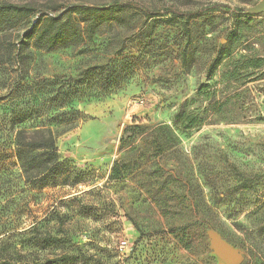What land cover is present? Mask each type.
<instances>
[{
    "label": "rangeland",
    "instance_id": "1",
    "mask_svg": "<svg viewBox=\"0 0 264 264\" xmlns=\"http://www.w3.org/2000/svg\"><path fill=\"white\" fill-rule=\"evenodd\" d=\"M1 1L35 11L0 32V238L11 254L0 264L65 253L77 264H218L214 237L264 264V11H249L261 0ZM62 14L81 43L49 50L25 36ZM14 107L43 118L27 127L83 113L56 141L73 172L43 193L15 174ZM46 214L38 226L59 241L41 249L24 230Z\"/></svg>",
    "mask_w": 264,
    "mask_h": 264
},
{
    "label": "trees",
    "instance_id": "2",
    "mask_svg": "<svg viewBox=\"0 0 264 264\" xmlns=\"http://www.w3.org/2000/svg\"><path fill=\"white\" fill-rule=\"evenodd\" d=\"M35 11V7L31 3L17 4L12 2H3L0 0V32L14 27L12 18L16 15L29 16ZM98 8L87 7L84 9V13H93V20H103V18L96 16ZM25 36L30 40H33V44L38 47H44L49 50L57 49V47H69L72 44H79L83 41L84 34L82 33V27L71 17V15L59 16L41 15L37 21L25 32ZM3 36H0V63H7L6 56L9 53L7 50H3L2 47ZM24 43L20 44V47ZM15 46V45H14ZM30 86V82L26 84H20L16 90L21 87ZM66 94L64 97H67ZM18 109V107H14ZM71 113L63 112L61 114L64 124L60 127L50 126H29L28 123L35 120H40V116L35 115L33 110H15L12 112V116L7 118V121L14 126L11 129L10 138L11 145L14 148V154L18 161V171L15 173L17 179L23 180L25 185L32 186L40 193L48 185H59L67 179V175H70L73 171L63 165L62 160L58 157V146L56 144L57 138L64 133L74 130L76 125L82 118V112L77 108H71ZM59 121V118L56 119ZM1 126V121H0ZM17 126V127H16ZM66 171H63L64 169ZM64 172V176L63 173ZM114 173V171H113ZM119 173H114L115 178H119ZM48 214L39 221L40 218L35 219L31 227L25 229L24 232H34L33 238L36 245L41 249H47L50 246L57 245L59 239L53 236L51 233H43L38 224L47 219ZM9 232L7 228H0V236ZM4 239L0 238V258L3 255H11L7 252V248L2 246ZM132 250V249H131ZM128 255H130V253ZM80 257L72 254L65 253L59 257L49 258L38 261L37 264H77ZM17 264H27L25 261H20Z\"/></svg>",
    "mask_w": 264,
    "mask_h": 264
},
{
    "label": "water",
    "instance_id": "3",
    "mask_svg": "<svg viewBox=\"0 0 264 264\" xmlns=\"http://www.w3.org/2000/svg\"><path fill=\"white\" fill-rule=\"evenodd\" d=\"M250 12L264 11V0H261L255 6H252ZM213 255L217 259L218 264H243L244 256L239 249L233 247L221 237H214L211 241Z\"/></svg>",
    "mask_w": 264,
    "mask_h": 264
},
{
    "label": "built area",
    "instance_id": "4",
    "mask_svg": "<svg viewBox=\"0 0 264 264\" xmlns=\"http://www.w3.org/2000/svg\"><path fill=\"white\" fill-rule=\"evenodd\" d=\"M140 102L142 103L143 102V99H139L137 100L135 103L137 102ZM132 246L130 244V241L128 238L126 239H123L119 242L118 244V247H117V250L120 251V253L123 255V256H126V254H128L131 250Z\"/></svg>",
    "mask_w": 264,
    "mask_h": 264
}]
</instances>
